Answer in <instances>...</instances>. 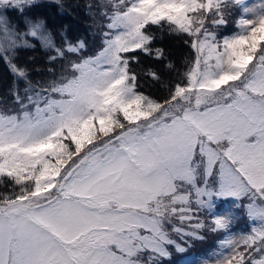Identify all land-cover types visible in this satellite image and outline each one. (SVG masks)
Here are the masks:
<instances>
[{
    "label": "snow or ice",
    "instance_id": "6c2138e0",
    "mask_svg": "<svg viewBox=\"0 0 264 264\" xmlns=\"http://www.w3.org/2000/svg\"><path fill=\"white\" fill-rule=\"evenodd\" d=\"M42 7L0 0L13 74L12 101L0 97V264H172L205 233L222 234L219 250L181 264H264V0H89L92 55L69 25L33 14ZM165 34L194 56L175 82L143 73L167 90L158 99L132 64L143 53L174 70L155 43ZM38 47L66 62L42 85L17 62ZM241 216L248 230L234 232Z\"/></svg>",
    "mask_w": 264,
    "mask_h": 264
},
{
    "label": "trees",
    "instance_id": "16d2710c",
    "mask_svg": "<svg viewBox=\"0 0 264 264\" xmlns=\"http://www.w3.org/2000/svg\"><path fill=\"white\" fill-rule=\"evenodd\" d=\"M89 0H64L66 8L72 13L68 15L60 14L59 8L57 5L50 3L49 0H44V7L35 9L33 14L39 13L45 16L48 20L49 26L53 29L54 32H59V30L65 25H69L68 37L70 40L75 42L77 39H84L87 42L88 50L87 55L94 54L100 48V37L96 34L95 28L92 26V18L88 15L86 8ZM238 8H232V14L227 16L228 24L225 27L224 34H230L235 26V20L237 18ZM14 15L15 18H19L18 13H10V16ZM10 19H12L10 17ZM222 27V28H224ZM93 29V30H92ZM92 30V32H91ZM91 32V33H90ZM159 35V33L157 34ZM60 37L57 36V43H60ZM157 47H164L169 54V59L174 63L175 68L172 71H169L164 68L163 64L153 60L151 57L139 53V61L133 63L132 67L139 74L141 88L140 91L149 94L155 98L161 99L167 95V90L161 85L153 82L150 78L144 76V72L148 68H154L161 71L164 80L166 82L172 81L175 82L179 75H182L186 69V63L190 62L194 56L193 50L184 43V39L175 35H164L163 40H157ZM48 53L44 52L39 47L35 51L31 50H22L20 52L18 63L26 64L29 69H32L30 75L34 84L42 85L46 82H49L54 77H59L62 68L61 64L66 62L56 61L52 64L49 63L47 59ZM32 57V59H29ZM49 68H52V71H49ZM13 86V74L7 67L6 63L0 60V97L6 99L8 102L12 101V96L9 94V89ZM24 84L21 82L20 89L23 90ZM3 179H7L4 177ZM18 187V186H17ZM6 189L0 185V191H5ZM10 190V189H8ZM231 207L232 203L227 201ZM219 205L222 204V201H218ZM248 225L246 217L243 216V220H238L236 222L234 229H243ZM207 239L203 242H197L194 247L190 248L187 252L190 254L191 259L193 256L201 258L206 257L213 249L219 250V238L222 234H211L205 233ZM197 249L196 251L193 249ZM181 254H175L172 260V264H175V259ZM188 259V258H187ZM182 262V261H181ZM179 261L178 263L181 264Z\"/></svg>",
    "mask_w": 264,
    "mask_h": 264
},
{
    "label": "rangeland",
    "instance_id": "374dc122",
    "mask_svg": "<svg viewBox=\"0 0 264 264\" xmlns=\"http://www.w3.org/2000/svg\"><path fill=\"white\" fill-rule=\"evenodd\" d=\"M247 2L249 3V4H253V3H255V4H259V2H260V0H247ZM42 14V13H41ZM10 15V14H9ZM12 19V21L13 22H18L19 21V18H15L14 17V15H12L11 14V16H10ZM92 21V20H91ZM225 27L224 28H221L220 29V35H222V33L223 32H225ZM93 30V29H92ZM92 30H91V32H92ZM96 30V29H95ZM97 31V30H96ZM90 32V33H91ZM85 55H87L86 54V52H85ZM52 80V79H51ZM47 83V82H46ZM45 83V84H46ZM21 94H23V92L21 91ZM10 106H13L14 107V105H11L10 104ZM230 201V200H229ZM231 202V201H230ZM229 206V203L227 202V201H222V204H220L219 205V203L217 202V212H220V211H222L224 208H229L228 207ZM239 220H243V216H241V218L239 219ZM247 221V220H246ZM206 222L207 223H211V219L210 218H208V219H206ZM248 227H249V225H247L246 227H244L243 229H234L235 231L234 232H245V231H247V229H248ZM195 251L197 250V249H195V248H193ZM191 259V256H190V254H188V253H185V254H181V255H179V256H177L175 259H177V260H179L180 262L181 261H183V260H185V259ZM192 259H199V256L198 257H195V256H193L192 257ZM179 261H176L175 260V264H179L178 262Z\"/></svg>",
    "mask_w": 264,
    "mask_h": 264
}]
</instances>
